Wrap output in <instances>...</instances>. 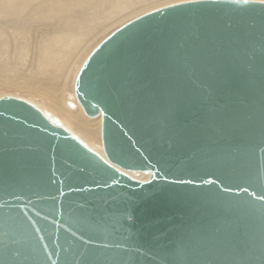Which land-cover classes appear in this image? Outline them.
Instances as JSON below:
<instances>
[{
  "label": "water",
  "instance_id": "water-1",
  "mask_svg": "<svg viewBox=\"0 0 264 264\" xmlns=\"http://www.w3.org/2000/svg\"><path fill=\"white\" fill-rule=\"evenodd\" d=\"M75 94L102 154L0 96V264H264V1L143 14Z\"/></svg>",
  "mask_w": 264,
  "mask_h": 264
},
{
  "label": "bare ground",
  "instance_id": "bare-ground-1",
  "mask_svg": "<svg viewBox=\"0 0 264 264\" xmlns=\"http://www.w3.org/2000/svg\"><path fill=\"white\" fill-rule=\"evenodd\" d=\"M157 1L0 0V70L12 75L0 85L32 96L26 100L102 154V117H85L76 79L101 35Z\"/></svg>",
  "mask_w": 264,
  "mask_h": 264
},
{
  "label": "rangeland",
  "instance_id": "rangeland-1",
  "mask_svg": "<svg viewBox=\"0 0 264 264\" xmlns=\"http://www.w3.org/2000/svg\"><path fill=\"white\" fill-rule=\"evenodd\" d=\"M186 1H191V0H159L155 4H152V5L148 6L147 8H144V11L142 13H139L138 15H134L133 17L129 18L128 20L121 22V24L115 26L114 28L109 29V31L106 34L101 35L98 38V40L94 43L93 47L91 48V50L89 51V53L87 54V56L85 58L87 59V57L92 53V51L106 37H108L111 33L116 31L117 29H119L121 26H123L124 24L128 23L129 21H131V20H133V19H135V18H137V17H139V16H141L143 14H146V13H148L150 11L158 9L160 7H163V6H166V5H170V4H175V3L186 2ZM257 1H264V0H257ZM11 76L12 75L7 73L6 71L0 70V81H10ZM70 86L72 87L73 84H71ZM6 95L20 97V98H23L25 100L32 97V96H30V95H28L26 93H23V92H20V91L14 89V88H11V87H8V86H4V85H0V96H6ZM34 100L35 101H39V102L42 101L40 98H34ZM70 107L73 108V109H76V105H74V103H70ZM85 117L88 118L86 115H85ZM88 119H90V118H88Z\"/></svg>",
  "mask_w": 264,
  "mask_h": 264
}]
</instances>
